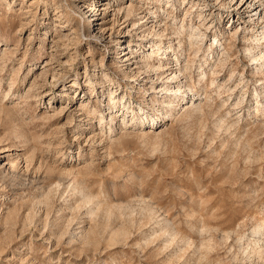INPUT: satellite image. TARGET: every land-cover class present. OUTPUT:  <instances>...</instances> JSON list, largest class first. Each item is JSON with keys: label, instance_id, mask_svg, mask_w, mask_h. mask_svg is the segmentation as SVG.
Masks as SVG:
<instances>
[{"label": "rangeland", "instance_id": "1", "mask_svg": "<svg viewBox=\"0 0 264 264\" xmlns=\"http://www.w3.org/2000/svg\"><path fill=\"white\" fill-rule=\"evenodd\" d=\"M201 1L0 0V264H264V21L210 2L176 48ZM153 24L192 89L157 127L176 84L145 67Z\"/></svg>", "mask_w": 264, "mask_h": 264}, {"label": "bare ground", "instance_id": "2", "mask_svg": "<svg viewBox=\"0 0 264 264\" xmlns=\"http://www.w3.org/2000/svg\"><path fill=\"white\" fill-rule=\"evenodd\" d=\"M177 1H179V0H177ZM188 1H191L192 3L193 2L195 3V1H197L196 3H198L199 0H188ZM202 1H203L202 8H201V11L198 13L199 20L201 18L202 21L201 20L200 21L202 23L197 25V27L195 29H185L183 24L181 25V27L174 28L173 33H176L177 34L176 36L178 37L176 40V43H177L176 48L177 47L181 48L182 44H185V42L182 40L183 37L184 38L186 37L187 40L186 39L185 40H186V42L188 41L187 43L189 44V46H193V44L196 45V44H199L200 42H203V40L205 38V33L203 32L204 30L202 31L200 29V27L203 26L206 29H208V28L213 27V25H214V23H212V22L211 23L206 22L207 20H205V18L202 17V15H201L202 11H203L202 9H206L207 6H209L208 4H210V2H213L214 6L221 4L220 5L221 7H225V9H230L231 13L228 15H231V18L233 15H235L241 19H243L244 16H246V18L249 17L250 22L258 21V23H259V22L264 21V0H202ZM173 3H175V2H173ZM83 4H84L83 0H80L79 2H75V0H74V2L72 3V5L76 9H78V12L84 16H86L88 14V12H90V11L91 12H93V11L99 12L100 8L98 9L97 7H95V8L88 7L87 11H85L82 9ZM120 10H122V9H120ZM97 12L94 14V17H93V19H95V21H96V23L94 24V28L92 30L88 31V33L86 32L85 35L91 37L92 39H97L105 45V43L111 41V34H109V35H108V33L106 34L107 31L101 27V25H100L101 24L100 23L101 18H100V15L97 16L98 15ZM132 12H133V6H132V4H130V6H128L125 9V13H124L125 17L128 19L129 16H131ZM99 14H101V13H99ZM220 16H222V15H220ZM145 24H144V26H146ZM135 25H136V23H135ZM216 25H217V23H216ZM142 26H143V24H142ZM154 26H155V24H153V26H151L152 27L151 29L153 30L151 32H153V34L152 35L146 34L148 36V38L145 36V34H143V33L140 34L141 41L139 42V44L142 46L143 42H147V44L149 43L148 50L149 51L152 50L149 54H147L148 59L153 58L154 56L158 58V62L154 63V64H152L151 62H148L149 61L148 60L146 62L145 67H146V69L147 68L151 69V71L153 70V73H158V71H160V69L162 67H164V69L169 72L168 76H166V78H167L166 82H168V83L172 82V83L176 84L172 88H170L169 94L171 96V99H169V102L164 101L165 104H164V107L162 108V111H163V113H161L162 116L161 117L158 116V117H155L153 119V123L151 125L157 127V124L160 121H162L163 119H165L166 117L169 116L167 108H171V107L175 108V105H174L175 100L185 101L187 98V94H189V92H191L192 89L188 85L187 80L184 79L185 78V74H184L185 71H182L183 68L181 67V65L179 66L177 64L178 63L177 62L178 56H175L173 58L171 55L172 52L175 51V48H174L175 42H169L167 48H164L165 44L163 43L162 39L159 38V37H161L162 31L160 30L161 31L160 32L159 30L157 31V29L155 30ZM166 30H163V32ZM257 33L260 36L259 38H257V42H259L260 38L264 39V27L260 31L257 30ZM185 35H187V36H185ZM143 37H145V38H143ZM144 39H146V41H143ZM216 41H217V37L213 36V40L210 42L209 48L207 50L210 55H212V53H213V48H214V45L216 44ZM162 45H164V47ZM128 47L130 48V50H132V51L134 50L133 45L129 44ZM197 50H199V49H197ZM197 50H196V52H197ZM246 55H248L250 57V59L253 61H257L260 59L259 56L254 57V54L252 52V48H248L246 50ZM128 58L129 57L126 56L123 60H126ZM173 63L175 64V66L178 65L179 67L175 68ZM188 63H189V59H188L187 65H188ZM170 70H173V71H170ZM137 74H139V73H137ZM137 74L133 75V77H132V79H134L135 81L140 79L139 76H137ZM134 76H137V77L134 78ZM153 80H154V78H151V82ZM151 89H155V87L153 86ZM199 96L197 95V98L192 100L188 106H187V104L184 105L185 106L184 109L187 108V110L188 109L195 110V109L201 108V106H202L201 102H198V100H200ZM108 105H109V108H111V109L115 108V98L114 97H112V96L109 97ZM127 107L129 108V106H127ZM133 112H134V109H133ZM110 114H111V119L113 117H115L116 116L115 109L111 110ZM100 121H105V119L102 118ZM141 123L142 124L145 123L144 120H142ZM127 126H128V124H127ZM152 126H151V128H152ZM251 232H252L253 236L255 234L256 235L255 237L258 238V236H259V239H260V237H262L260 234L262 232H263L262 234H264V222L261 221L259 223L254 224ZM241 238H240V240H241ZM261 240H262V238H261Z\"/></svg>", "mask_w": 264, "mask_h": 264}]
</instances>
